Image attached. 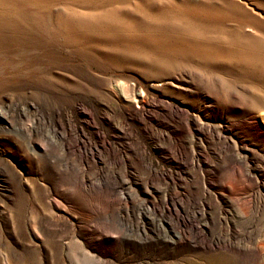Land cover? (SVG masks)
Returning <instances> with one entry per match:
<instances>
[{
    "label": "rangeland",
    "instance_id": "obj_1",
    "mask_svg": "<svg viewBox=\"0 0 264 264\" xmlns=\"http://www.w3.org/2000/svg\"><path fill=\"white\" fill-rule=\"evenodd\" d=\"M0 108V264H264V0H0Z\"/></svg>",
    "mask_w": 264,
    "mask_h": 264
},
{
    "label": "bare ground",
    "instance_id": "obj_2",
    "mask_svg": "<svg viewBox=\"0 0 264 264\" xmlns=\"http://www.w3.org/2000/svg\"><path fill=\"white\" fill-rule=\"evenodd\" d=\"M244 48V47H243ZM0 116L1 117H3V119L7 122V124H8V122L9 121H7V117L3 114V111H2V108H0ZM10 123V125H11V127H12V124H11V122H9ZM19 130V129H18ZM55 132V131H54ZM72 145H66V147H71ZM93 155V154H92Z\"/></svg>",
    "mask_w": 264,
    "mask_h": 264
}]
</instances>
